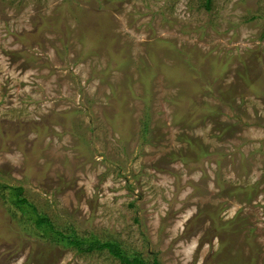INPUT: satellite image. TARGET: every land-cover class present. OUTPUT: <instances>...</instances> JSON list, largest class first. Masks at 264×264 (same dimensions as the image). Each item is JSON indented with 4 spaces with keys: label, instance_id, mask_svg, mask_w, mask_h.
Wrapping results in <instances>:
<instances>
[{
    "label": "rangeland",
    "instance_id": "rangeland-1",
    "mask_svg": "<svg viewBox=\"0 0 264 264\" xmlns=\"http://www.w3.org/2000/svg\"><path fill=\"white\" fill-rule=\"evenodd\" d=\"M264 264V0H0V264Z\"/></svg>",
    "mask_w": 264,
    "mask_h": 264
},
{
    "label": "trees",
    "instance_id": "trees-1",
    "mask_svg": "<svg viewBox=\"0 0 264 264\" xmlns=\"http://www.w3.org/2000/svg\"><path fill=\"white\" fill-rule=\"evenodd\" d=\"M21 187H12L11 196L14 197V205L25 213L28 220L33 222L35 226L41 230L43 234L52 235V239L58 242H64L66 246L75 245L79 251H90L92 249L107 248L108 251L115 257H118L121 262L126 264H148L142 258L132 255L123 254L120 251L118 243L115 241L101 242L97 238H79L75 235H69L54 228L51 221L42 213H40L33 204L29 203L25 198L20 196Z\"/></svg>",
    "mask_w": 264,
    "mask_h": 264
}]
</instances>
